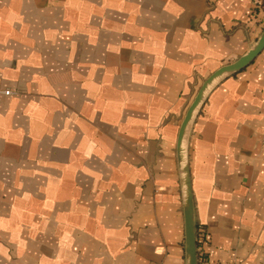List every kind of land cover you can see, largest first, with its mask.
<instances>
[{"label":"crops","instance_id":"1","mask_svg":"<svg viewBox=\"0 0 264 264\" xmlns=\"http://www.w3.org/2000/svg\"><path fill=\"white\" fill-rule=\"evenodd\" d=\"M253 2L0 0V264H187L180 128ZM187 146L209 264H264V50Z\"/></svg>","mask_w":264,"mask_h":264},{"label":"water","instance_id":"2","mask_svg":"<svg viewBox=\"0 0 264 264\" xmlns=\"http://www.w3.org/2000/svg\"><path fill=\"white\" fill-rule=\"evenodd\" d=\"M264 50V31L256 44L245 55L237 61L223 66L214 72L201 86L193 103L189 107L182 122L178 138V158L184 193V214H185V250L187 264H198L197 232L195 222L194 199L190 176L188 159V135L196 115L202 107L210 90L222 79L233 75L247 66Z\"/></svg>","mask_w":264,"mask_h":264},{"label":"built area","instance_id":"3","mask_svg":"<svg viewBox=\"0 0 264 264\" xmlns=\"http://www.w3.org/2000/svg\"><path fill=\"white\" fill-rule=\"evenodd\" d=\"M253 12L254 14H259L264 12V0H254L253 2ZM7 95L10 94L9 91L5 92ZM200 239H203L204 233L200 235ZM198 264H209V260L206 257L205 250L200 246H198Z\"/></svg>","mask_w":264,"mask_h":264},{"label":"trees","instance_id":"4","mask_svg":"<svg viewBox=\"0 0 264 264\" xmlns=\"http://www.w3.org/2000/svg\"><path fill=\"white\" fill-rule=\"evenodd\" d=\"M201 243L200 238H199V231L197 230V246H199Z\"/></svg>","mask_w":264,"mask_h":264}]
</instances>
